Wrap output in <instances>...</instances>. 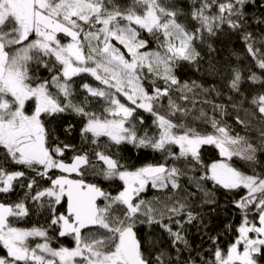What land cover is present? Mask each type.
<instances>
[{
	"label": "snow or ice",
	"instance_id": "1",
	"mask_svg": "<svg viewBox=\"0 0 264 264\" xmlns=\"http://www.w3.org/2000/svg\"><path fill=\"white\" fill-rule=\"evenodd\" d=\"M0 264H264V0H0Z\"/></svg>",
	"mask_w": 264,
	"mask_h": 264
},
{
	"label": "trees",
	"instance_id": "2",
	"mask_svg": "<svg viewBox=\"0 0 264 264\" xmlns=\"http://www.w3.org/2000/svg\"><path fill=\"white\" fill-rule=\"evenodd\" d=\"M214 46L217 47L218 49L222 50L221 55L225 60L228 59L229 52L231 51V49L241 47L240 42L238 40H236L235 37H232L231 39H229V37L226 35L218 37L214 43ZM189 77L191 79H202V77L200 76L199 73H196V72L192 71L191 69H186L184 78H189ZM75 79L78 82L83 81L85 83H89L92 85L96 84V82L93 80V78H91L90 76H87L86 74H84L80 77H76ZM80 91L83 92V89L81 88ZM68 120L71 122H75L77 120V118L69 116ZM130 154L132 155V158L135 161L137 159L136 154L134 152L130 153ZM110 190H114V189H110ZM220 203L222 206L227 205L228 204L227 197L221 196L220 197ZM232 211H234V210H232ZM232 211H230V206L221 207L217 211V213H215L213 215V227L217 228V230H223V226L225 224H227L230 220L231 221H238L239 218L237 216H234L232 214ZM37 221H40L41 223L43 222L40 217L34 216V217H31V218L26 219L24 221H21L20 226L31 227ZM230 239H231V236L226 237V240H230ZM194 240L196 243H198V240L195 237H194Z\"/></svg>",
	"mask_w": 264,
	"mask_h": 264
}]
</instances>
